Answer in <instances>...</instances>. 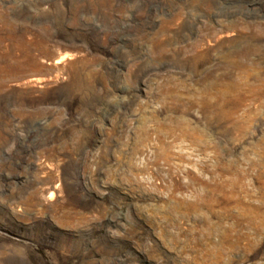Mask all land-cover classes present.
<instances>
[{"label":"rangeland","instance_id":"rangeland-1","mask_svg":"<svg viewBox=\"0 0 264 264\" xmlns=\"http://www.w3.org/2000/svg\"><path fill=\"white\" fill-rule=\"evenodd\" d=\"M0 264H264V0H0Z\"/></svg>","mask_w":264,"mask_h":264},{"label":"bare ground","instance_id":"bare-ground-1","mask_svg":"<svg viewBox=\"0 0 264 264\" xmlns=\"http://www.w3.org/2000/svg\"><path fill=\"white\" fill-rule=\"evenodd\" d=\"M249 10V9H248ZM51 197L50 198H52L53 199V197L55 196V192L54 191H52V193H51V195H50Z\"/></svg>","mask_w":264,"mask_h":264}]
</instances>
